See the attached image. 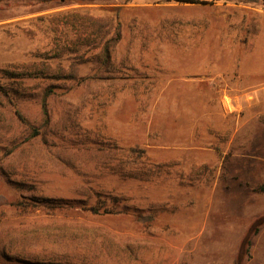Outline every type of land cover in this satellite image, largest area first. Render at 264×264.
<instances>
[{"label": "rangeland", "instance_id": "obj_1", "mask_svg": "<svg viewBox=\"0 0 264 264\" xmlns=\"http://www.w3.org/2000/svg\"><path fill=\"white\" fill-rule=\"evenodd\" d=\"M0 264H264V0H0Z\"/></svg>", "mask_w": 264, "mask_h": 264}, {"label": "trees", "instance_id": "obj_2", "mask_svg": "<svg viewBox=\"0 0 264 264\" xmlns=\"http://www.w3.org/2000/svg\"><path fill=\"white\" fill-rule=\"evenodd\" d=\"M176 1H180V2H188V3H194V2H197V0H176ZM246 2H258L259 0H244ZM43 107V111L46 112V109H45V103H43L42 105ZM20 117V116H19ZM89 211H91L92 213H100L99 212V209L97 207H90L88 208ZM107 213H111V212H107ZM138 218L141 220V221H150L152 219V216L150 215H139ZM258 229H255L254 230V233H257ZM244 242L249 244L250 243V240H249V236H247L245 239H244Z\"/></svg>", "mask_w": 264, "mask_h": 264}]
</instances>
